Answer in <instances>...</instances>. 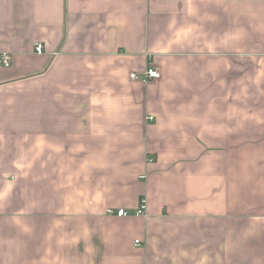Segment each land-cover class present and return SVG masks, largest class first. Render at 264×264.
Masks as SVG:
<instances>
[{
    "label": "crops",
    "instance_id": "crops-1",
    "mask_svg": "<svg viewBox=\"0 0 264 264\" xmlns=\"http://www.w3.org/2000/svg\"><path fill=\"white\" fill-rule=\"evenodd\" d=\"M0 53V264H264V0H0Z\"/></svg>",
    "mask_w": 264,
    "mask_h": 264
},
{
    "label": "built area",
    "instance_id": "built-area-1",
    "mask_svg": "<svg viewBox=\"0 0 264 264\" xmlns=\"http://www.w3.org/2000/svg\"><path fill=\"white\" fill-rule=\"evenodd\" d=\"M143 1V0H140ZM36 51L37 52H41L43 49V46L41 44H38L37 46H35ZM0 63L4 66H10L12 63V58L11 55L8 53H0ZM160 71L159 69L155 68V67H150L145 71V77L143 78V80L145 82L151 80V79H155V78H159L160 77ZM131 78L136 79L138 78V75L136 72L131 73ZM150 120L155 119L154 116H150L149 118ZM145 209H146V205L145 202L143 201L137 211V213L139 214H143L145 213ZM108 214H116L118 216H127L128 215V211L124 208H119V209H113V208H109L107 210ZM137 243H139V240L137 241Z\"/></svg>",
    "mask_w": 264,
    "mask_h": 264
}]
</instances>
